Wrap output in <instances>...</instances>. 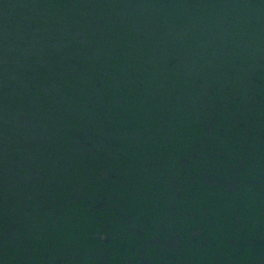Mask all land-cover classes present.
<instances>
[{"label": "water", "instance_id": "obj_1", "mask_svg": "<svg viewBox=\"0 0 264 264\" xmlns=\"http://www.w3.org/2000/svg\"><path fill=\"white\" fill-rule=\"evenodd\" d=\"M0 264H264V0H0Z\"/></svg>", "mask_w": 264, "mask_h": 264}]
</instances>
